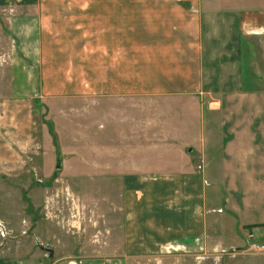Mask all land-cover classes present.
<instances>
[{
	"label": "crops",
	"instance_id": "1",
	"mask_svg": "<svg viewBox=\"0 0 264 264\" xmlns=\"http://www.w3.org/2000/svg\"><path fill=\"white\" fill-rule=\"evenodd\" d=\"M14 3L13 34L36 58L39 87L99 97L100 145L84 149L94 167V152L115 161L89 178L117 189L99 245L60 256L32 244L0 264H130L164 249L204 258L240 248L244 230L264 243V79L242 91L236 75L237 43L251 55L246 40L264 36V0ZM204 26H227L226 43Z\"/></svg>",
	"mask_w": 264,
	"mask_h": 264
},
{
	"label": "rangeland",
	"instance_id": "2",
	"mask_svg": "<svg viewBox=\"0 0 264 264\" xmlns=\"http://www.w3.org/2000/svg\"><path fill=\"white\" fill-rule=\"evenodd\" d=\"M12 1L0 5V263L20 258L32 244L40 249L60 246L58 255L70 252L76 256L78 249L74 252V247L104 241L101 236L109 226L106 217L109 220L114 214L117 188L89 176L100 171V162H114L115 154L105 157L94 152V159H100L96 167L88 161L91 154L84 147L100 145L99 97H59L52 94L54 90L39 87L36 58L24 55L23 45L13 34L16 26L10 18L20 10L15 8L17 0ZM225 27L204 26L211 33L206 39L225 44ZM232 27L239 34V26ZM247 43L251 55L246 53L244 41L237 43L240 66L236 75L243 82L242 91H249V83L264 79V36H253ZM220 70V78L225 79ZM255 108H251L253 113ZM90 124L97 125L91 129L96 132L92 138ZM107 197L113 199L105 200ZM248 234L247 230L239 234L242 249ZM220 251L199 258L192 253L168 254L164 249L162 254L137 257L130 264H257L250 262L252 254L232 256Z\"/></svg>",
	"mask_w": 264,
	"mask_h": 264
},
{
	"label": "built area",
	"instance_id": "3",
	"mask_svg": "<svg viewBox=\"0 0 264 264\" xmlns=\"http://www.w3.org/2000/svg\"><path fill=\"white\" fill-rule=\"evenodd\" d=\"M247 242L245 243L243 249L242 248H234L231 247L226 250H221L220 253L223 255H238V254H264V243L257 240L256 236L253 233H249L247 235Z\"/></svg>",
	"mask_w": 264,
	"mask_h": 264
}]
</instances>
